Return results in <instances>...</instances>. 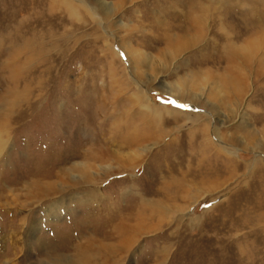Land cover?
Returning a JSON list of instances; mask_svg holds the SVG:
<instances>
[{"label":"rangeland","instance_id":"obj_1","mask_svg":"<svg viewBox=\"0 0 264 264\" xmlns=\"http://www.w3.org/2000/svg\"><path fill=\"white\" fill-rule=\"evenodd\" d=\"M0 141V264H264V0H0Z\"/></svg>","mask_w":264,"mask_h":264},{"label":"bare ground","instance_id":"obj_2","mask_svg":"<svg viewBox=\"0 0 264 264\" xmlns=\"http://www.w3.org/2000/svg\"><path fill=\"white\" fill-rule=\"evenodd\" d=\"M137 99H139V98H137ZM140 99H142V97L140 98ZM151 110V109H150ZM136 136H134L135 137V139H133V140H135V142H136V144L138 143V133L136 134V133H134ZM0 144H1V146H2V144H3V142L2 141H0ZM0 146V147H1ZM84 164H86V166H82V164L81 165H79L78 166V168H79V171H83V174H85V179L88 181L89 179L91 180V181H94V178L91 176L90 177V171L92 170V172H93V169H92V163H84ZM80 168H82V169H80ZM83 168H84V170H83ZM94 173V172H93ZM83 174H82V176H83ZM83 178V177H82ZM209 182V184H208V187L209 186H211V185H213V183H215L214 181H213V183H211L212 182V179L211 180H208ZM89 182V181H88ZM50 183V182H49ZM77 183H79V182H75V183H73V184H77ZM210 183H211V185H210ZM51 190H53V188L52 187H48L47 189H46V191H48V192H50ZM62 192V191H61ZM98 194V193H97ZM94 197V196H93ZM92 197V198H93ZM96 197V196H95ZM59 201V200H58ZM144 212V211H143ZM123 214L124 213H122L121 215H122V217L120 218L121 220H120V223L119 224H117V223H115V222H112V224H111V234H110V236H112V235H115V234H117V235H115V236H121V235H124L125 234V229L126 228H128L127 229V231H132V229L134 230L133 231V233H131V234H135V236L137 235V234H139V233H141V231H143V228H142V224L144 223V218L143 217H140V216H143V213H142V211L140 210V209H137L136 210V213L133 215L134 216V219H136V221H137V223H135V226L133 227L131 224H129V222L127 221V219H126V216H123ZM133 216H129L130 218H132ZM122 223V224H121ZM121 224V225H120ZM144 226V225H143ZM136 231V232H135ZM137 233V234H136ZM130 234V235H131ZM127 236H129L128 234L126 235V238H125V242L123 243V244H121L120 245V243H119V246H116L118 243H114V242H102L103 243V247L105 248V249H103V250H100V252H102L101 254L102 255H105L106 257H107V260H109V258H111V257H115V255L114 254H119V253H121V252H124V251H127V249H128V247H129V245H130V243H131V241H132V239H127ZM134 236V235H133ZM133 238V237H132ZM91 240H89V242H90ZM120 241V240H119ZM94 242V241H93ZM86 247V245H84V246H75L74 248H75V255H78L79 254V252L80 251H83V248H85ZM88 249V248H87ZM89 250V249H88ZM113 261V260H112ZM111 262V260L110 261H108L107 263H110ZM111 263H113V264H115L116 262L115 261H113V262H111ZM73 264H76V263H74L73 262ZM80 264V263H79ZM84 264V263H83Z\"/></svg>","mask_w":264,"mask_h":264},{"label":"snow or ice","instance_id":"obj_3","mask_svg":"<svg viewBox=\"0 0 264 264\" xmlns=\"http://www.w3.org/2000/svg\"><path fill=\"white\" fill-rule=\"evenodd\" d=\"M170 103H175V101H169ZM180 107H186V105H180Z\"/></svg>","mask_w":264,"mask_h":264}]
</instances>
